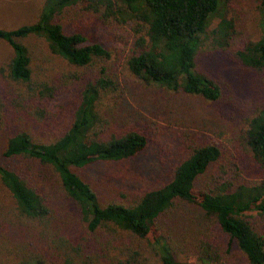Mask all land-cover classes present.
<instances>
[{"label": "trees", "instance_id": "1", "mask_svg": "<svg viewBox=\"0 0 264 264\" xmlns=\"http://www.w3.org/2000/svg\"><path fill=\"white\" fill-rule=\"evenodd\" d=\"M228 2L46 0L36 22L10 30L0 28V42L7 43L12 49V58L5 64V69L10 80L30 83L31 55L21 40L31 36L42 38L53 55L78 68L108 59L110 53L104 46L89 43L81 33H66L57 22L67 9L83 4L88 11L101 13L121 24L134 25L135 49L127 57L126 65L129 72L146 85L217 101L222 95L221 88L209 75L197 70V57L205 48L227 51L234 46L233 58L255 72L264 88V0H260L259 6L260 38L238 46L234 43L236 16L228 15ZM215 16L219 21L210 30ZM101 74H104L103 70ZM94 78L82 90L70 127L56 140L36 142L28 132L19 131L6 141L4 157L35 161L44 166L58 178L60 193L54 197L30 176L0 165V183L13 201L12 216L5 217L8 218L5 221L9 226L29 229L28 234L22 235L26 241H21L27 258L18 264H47L42 259L46 254L38 243L40 239L55 244L64 264H78L71 253L81 256L90 252L86 246L80 248L66 241L61 237V231L56 230L59 200L75 206L78 222L87 234L96 235L102 228L124 232L128 237L145 241L151 252L158 256L160 264H188L177 259L176 238L168 234V230L182 235L193 225L201 236L199 242H205L204 229L215 225L227 237L228 249L234 244L246 264H264V233L255 220L257 216L264 217V180L238 183L232 179L231 170L223 168L213 175L216 179L213 187L200 189L196 186L199 178L220 163L223 151L218 143L192 147L165 184L145 191L136 200L128 204L101 203L91 184L78 170L96 162H122L135 157L144 150L147 139L134 130L119 135L105 133L108 122L99 111V99L103 91H115L116 85L108 77L97 75ZM2 120L0 107V125ZM240 142V147L264 167V106L248 119ZM183 207L199 213L194 215ZM103 239L102 235L97 241L96 251L92 252L94 256H84L80 263L150 264L128 242L122 244L119 254L111 255L114 240ZM194 249L199 261L206 264L222 258L212 245L201 243Z\"/></svg>", "mask_w": 264, "mask_h": 264}, {"label": "rangeland", "instance_id": "2", "mask_svg": "<svg viewBox=\"0 0 264 264\" xmlns=\"http://www.w3.org/2000/svg\"><path fill=\"white\" fill-rule=\"evenodd\" d=\"M45 2L0 0V28L10 30L36 22ZM259 6L260 0H229L227 3L228 15L236 16L235 45L260 38ZM218 21L217 16L212 18L210 30ZM57 22L66 33L78 32L89 43L101 44L109 51L110 57L78 68L53 55L42 38L31 36L21 40L30 51L32 70L30 83L23 84L8 78L5 64L12 58V49L7 43L0 42V107L3 113L0 165L30 176L52 196L60 195L58 178L50 170L35 161L4 157L6 141L19 131L28 132L36 142L56 140L70 127L84 86L98 75L110 78L116 85L115 91H103L99 99V111L108 122L105 133L119 135L134 130L147 139L146 147L135 157L122 162H96L78 170L102 204H128L145 191L161 187L192 147L206 143H218L224 156L217 167H212L198 179L196 186L200 189L213 187L216 181L213 175L223 168L230 169L232 179L238 183L264 180V167L240 147V137L248 119L264 106V88L255 72L233 58L234 46L227 51L205 48L197 57V70L214 79L222 92L219 100L207 101L183 92L146 85L129 72L126 59L135 49L134 25L121 24L101 13L88 11L83 4L67 9ZM102 70L104 74H101ZM59 201L56 230L61 231V237L66 241L80 248L86 246L90 251L81 256L71 253L76 263L82 264L84 256H94L92 252L96 251L97 241L103 235L104 241L114 240L111 255L119 254V248L128 242L150 264H160L158 256L151 252L145 241L128 237L124 232L102 228L96 235L87 234L78 222L75 206L68 201ZM12 202L10 194L0 183V264H18L27 258L21 241H26L22 235L28 234L29 229L9 226L5 221L8 219L5 217L12 216ZM184 209L194 215L199 213L191 208ZM255 220L264 233V217L257 216ZM173 222L175 230V220ZM208 229H204L205 242H199L201 236L194 225L182 235L168 230V234L176 238L179 261L206 264L199 261L194 249L195 245L204 243L212 245L222 255L220 260L210 264H246L234 244L228 249V239L217 226ZM38 243L46 254L42 258L45 263L64 264L61 251L55 250V244L46 239H40Z\"/></svg>", "mask_w": 264, "mask_h": 264}]
</instances>
